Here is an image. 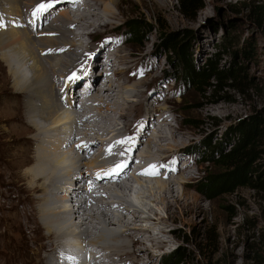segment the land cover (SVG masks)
I'll list each match as a JSON object with an SVG mask.
<instances>
[{
    "label": "bare ground",
    "instance_id": "bare-ground-1",
    "mask_svg": "<svg viewBox=\"0 0 264 264\" xmlns=\"http://www.w3.org/2000/svg\"><path fill=\"white\" fill-rule=\"evenodd\" d=\"M120 1L0 0V23L4 25L0 27V65L11 79L7 89L0 90V114L5 117L0 121V132L7 130V139L11 141L3 143L0 140V173L8 180L0 183V197L8 187L24 191L20 183L32 194L35 205L24 204L19 211L28 213L34 226V229L29 228L30 238L33 239L37 231L44 232L38 248L44 251L47 246L51 247L50 253L40 256V264H56L61 255L65 256L60 250L65 249L69 237H76L75 243L90 252L99 251L104 260L101 264H120L126 260L129 264H143L141 250L145 249L144 255L149 256V247L161 248L168 243L166 234L173 218V206H183L185 213L191 210L185 188L194 176L190 166L192 159L184 161L182 171L171 178V171L160 174L166 178L151 181L136 176L143 173L144 167L149 170L153 164L165 167V161L175 156L190 138L180 134L178 126H172L170 120L177 119L168 113L159 115L157 122L153 120L152 127H148L146 120L159 109L149 102L142 89L145 77L136 79L137 72L132 77L127 76L139 63L129 58L128 54L132 53L120 45L119 38H113L105 49L101 48L105 37L94 50L96 53H90L93 46L85 42L92 37V32L114 30L111 20ZM40 3L53 6L33 16ZM103 65L112 68L114 81L104 78ZM97 66H101L102 79L91 76ZM80 69H85L81 80L87 77L91 82L89 92L81 96V104L87 98L90 100L76 116L71 108L78 95V85L73 84L76 79L69 77ZM74 85L77 95L72 90ZM122 119L125 121L120 127ZM167 131L170 134H166ZM111 133L119 136L118 140L112 138ZM128 138H131L129 145L128 142L117 143L128 141ZM30 142L35 148L30 147ZM141 143L144 146H140L137 162L130 165V153ZM77 145L82 146L78 148ZM107 146L112 147L111 157L119 162L116 164H127L114 179L115 185L110 183L109 186L104 185L108 176L103 174L111 168L107 158L100 153L95 156L96 151L89 157L93 150L104 153ZM153 146L159 153L169 154L154 157L150 151ZM28 151L31 155L26 158ZM170 163L168 166H172ZM9 165L14 166L15 175L18 171L21 176L11 175ZM132 166L135 168L130 174L134 179L122 182L121 176L126 180L127 170L131 171ZM72 182L75 185H71ZM77 184L95 191L99 200L97 211L89 213L83 203L70 207L66 202ZM176 184L183 186L181 194L174 193ZM133 191L138 196L135 201V197L133 201L128 198ZM156 207L164 210L167 218ZM5 208V203L0 204V234L9 236L11 228L4 216L6 213L3 214ZM150 225L157 226V230Z\"/></svg>",
    "mask_w": 264,
    "mask_h": 264
},
{
    "label": "rangeland",
    "instance_id": "rangeland-1",
    "mask_svg": "<svg viewBox=\"0 0 264 264\" xmlns=\"http://www.w3.org/2000/svg\"><path fill=\"white\" fill-rule=\"evenodd\" d=\"M200 1L201 7L198 8L193 19H188L179 11V0L170 2L121 0L119 8H114L116 15L111 20L114 30L108 33L102 30L98 34L92 32V37L85 39V42H90L89 47L93 46L90 53H96L97 51L94 52V50L99 48L105 37L107 38L106 42L102 44L103 46L101 45V48L105 49L111 45L113 38H119L120 45L131 51L132 54H128L131 55L129 58L139 63L136 70L132 69L127 76L132 77L137 72L136 79L145 77L146 83L142 89L148 96V100L150 99L149 102L159 109L146 120V123L149 121L148 127H152L153 120L157 122L159 115L168 113L177 119L170 120L172 126H178L180 134L184 133L185 138H190L180 147V150L175 152V156L190 154L188 160L192 159L190 166L194 176L185 188L188 193L187 203L192 204L190 205L191 210L185 213L183 206L178 204L173 206L171 211L173 218L170 219L168 228L171 233L166 234L168 243L161 248L149 247L147 251L150 252L149 256L144 255L145 249L141 250L143 264H166V255L176 250L182 251L177 264H264V188L240 187L232 194H224L212 200L206 199L194 188L204 175L203 171L206 168L209 169L208 163H202L201 160L209 154L210 148H203L201 141L209 136L215 143H225V148H228L231 141L225 142L223 139L233 124L246 120L252 115L264 118V0ZM56 12L57 10H55ZM133 12L140 14L151 26L150 30L144 32L142 39L133 40L126 33H122L120 29L126 20L131 18L130 15ZM106 18L109 19V17ZM164 31L173 32L179 36L187 31L194 62L199 65H202L206 59H213L216 56L219 66L225 70L241 67L242 83L235 84L234 89L226 87L219 92L216 90L213 96L206 97L189 84L182 81L174 82L172 79L174 76L178 77V71L169 61L170 58L165 55L163 49L159 47L160 34ZM223 42L225 43L224 47H219L218 45ZM248 48H251L249 50L252 53L245 57L243 50ZM78 65L79 63L76 65L77 69ZM100 68L101 66L93 68L91 76L102 79ZM84 71L85 69L77 70L76 76L84 75ZM0 72L2 73L0 75V90L2 91L7 89L11 79L3 66L0 67ZM117 83L116 81V85ZM227 84H230L229 81ZM74 87L76 86L74 85L72 90L75 91ZM79 87L78 84L77 92ZM76 91L74 95H77ZM161 107H165L167 110H162ZM210 117H215L216 120L212 122ZM4 118L1 113L0 121ZM189 120L193 122L190 125L186 124ZM124 121V119L119 121L120 127L123 126ZM140 125L141 123H139ZM155 125L157 126V123ZM6 133L7 130L0 132V140L3 143H10ZM167 133L170 134L169 131ZM112 138L118 140L119 136ZM260 141L262 153L258 162L263 164L264 139ZM132 142H134L133 139ZM143 143L145 142L143 141ZM23 144L27 146V143ZM175 144L180 145L178 142ZM29 145L31 148H35V144L30 142ZM140 146H144V144L141 143L132 151L130 150V165L137 162ZM110 147L107 146L106 150L111 157L112 147ZM153 148L150 151L154 157L160 158L169 154L168 152L159 153L156 147L153 146ZM94 151L97 152L95 156L99 154L98 150H93L89 157L94 156ZM30 155L28 151L26 158ZM176 162L170 164L173 165ZM135 167L132 166L131 171L127 170L128 175L133 173ZM9 170L11 175H15L14 171L16 170L13 165H9ZM178 170L175 173H170L169 178L177 176L182 171V167ZM160 171L165 173L164 167ZM15 176L20 177L21 174L17 171ZM137 177L140 180L149 181V178L144 179L142 175ZM155 178L164 179L166 177L159 175ZM260 179L264 184V170L260 173ZM78 180L75 181L78 182ZM5 181H8L6 176L4 173H0V183ZM111 184L108 183V186ZM20 185L24 191L8 187L0 197L2 201L0 204L5 203L6 207L3 214L6 213L4 216L11 228L9 236L7 233L0 234V264H40V256L50 253L51 250L50 246H47L44 251L38 248L44 232L37 231L34 238H30L29 228L34 229V226L29 221V214H22L19 210L24 204H35L32 203V194L26 190V185L24 183H20ZM175 189H177L175 194H181L183 186L176 184ZM135 194L134 191L131 192L132 197L128 198L132 200L135 197V201L138 199ZM156 209L158 208L156 207ZM158 212L167 218V213L164 210L158 209ZM32 215L33 212L31 217ZM129 217L131 218L130 215ZM144 225L145 223H143ZM147 226L149 225L147 224ZM150 226L155 231L157 230V226ZM74 241H76V237ZM97 253L102 258L100 252ZM102 261L104 262L103 258ZM127 263L130 262L126 260L120 264ZM167 264L172 263L168 262Z\"/></svg>",
    "mask_w": 264,
    "mask_h": 264
},
{
    "label": "trees",
    "instance_id": "trees-1",
    "mask_svg": "<svg viewBox=\"0 0 264 264\" xmlns=\"http://www.w3.org/2000/svg\"><path fill=\"white\" fill-rule=\"evenodd\" d=\"M201 5L200 0H179V11L186 18L193 19ZM134 13L120 29L133 40L142 39L144 32L150 30L151 26L140 14ZM224 45L223 42L218 46L224 47ZM159 47L178 71V77L174 76L172 80L189 84L206 97L213 96L216 90L219 92L226 87L234 89L235 84L242 83V68L233 67L225 70L219 66L216 56L213 59H206L202 65L195 63L187 31L180 36L173 32H162ZM249 49L251 48L243 50L245 57L252 53ZM228 81L230 84H227ZM210 120L213 122L216 118L210 117ZM191 123L192 120L186 122L189 125ZM262 139H264V118L252 115L229 128L223 139L225 142L231 141L228 148H225V143H215L209 136L201 141L203 148H210L209 154L201 160L202 163H208L209 169L203 171L204 175L194 187L196 191L206 199L212 200L224 194H232L240 187L264 188L260 179L264 163L258 162L262 153L260 148ZM181 255L180 250L166 255V264L168 262L177 264Z\"/></svg>",
    "mask_w": 264,
    "mask_h": 264
},
{
    "label": "snow or ice",
    "instance_id": "snow-or-ice-1",
    "mask_svg": "<svg viewBox=\"0 0 264 264\" xmlns=\"http://www.w3.org/2000/svg\"><path fill=\"white\" fill-rule=\"evenodd\" d=\"M53 5L51 3H40L33 11L32 15L33 16H36L38 15L39 13H42L44 11H46L48 8H51ZM4 25L2 23H0V27H3ZM78 77L76 76V73L73 72L72 75L69 77V79H77ZM131 138H128V141H130ZM128 141H125V140H122V141H117V143H125V142H128ZM82 145H77V147H81ZM84 147H86V145H84ZM127 167V164L126 163H120V164H117L115 165L114 167L106 170L103 174L105 176H113V175H117L119 174V172H121L123 170V168ZM160 167H164V165H156V164H153V165H150L149 166V170H145V172L143 174H152V175H155V174H158L157 172V169L160 168ZM97 177L100 178V174L98 173L97 174ZM91 184V182H89Z\"/></svg>",
    "mask_w": 264,
    "mask_h": 264
}]
</instances>
